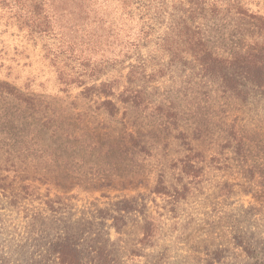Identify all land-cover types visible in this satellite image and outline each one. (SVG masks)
<instances>
[{
    "label": "rangeland",
    "instance_id": "obj_1",
    "mask_svg": "<svg viewBox=\"0 0 264 264\" xmlns=\"http://www.w3.org/2000/svg\"><path fill=\"white\" fill-rule=\"evenodd\" d=\"M159 1L125 19L141 46L65 87L77 2L0 0V264H264V93L191 49L264 57V0Z\"/></svg>",
    "mask_w": 264,
    "mask_h": 264
},
{
    "label": "trees",
    "instance_id": "obj_2",
    "mask_svg": "<svg viewBox=\"0 0 264 264\" xmlns=\"http://www.w3.org/2000/svg\"><path fill=\"white\" fill-rule=\"evenodd\" d=\"M45 0H34L38 2V5H42ZM76 1V40L73 42V51L69 52L67 58L73 60H81L79 66L83 67V73L75 74L76 76L68 75V79H64L63 83L65 87L72 84L78 86H84V80L81 77L87 76L89 79H95L97 75L101 74L102 67L104 64L113 66L115 63H120L121 57H127L129 50L128 47H134L135 49L141 46V42L145 41L148 37L149 31H143L140 29L138 35H143V38H129L125 32V19L132 17V11L139 12L145 10L146 14L150 12V9L154 7L153 4H160L159 0H73ZM198 4V0H195ZM192 5V2H190ZM194 6V4H193ZM39 8V7H38ZM52 16L49 15V19ZM48 18H39L37 27L48 29L50 22ZM147 29L152 30L153 18L147 17ZM257 19V18H256ZM262 28H264V21L257 19ZM35 24V22H34ZM36 26V25H34ZM193 35L190 34L188 41L194 39ZM264 37V36H263ZM127 39V43L124 41ZM77 41V43H76ZM129 43V45H127ZM145 43V42H143ZM76 46H75V45ZM143 45V44H142ZM191 47L194 56L193 59L200 65L203 72L220 73L225 69L228 71L234 70L239 75H244V79L248 78L257 89L262 90L264 93V57L261 54L249 53L246 55L234 54L230 58H224L215 55L206 45L202 43V39L198 38L195 44ZM257 50L264 51L263 46H255ZM77 48L85 51H92L97 54L101 52L99 64L96 66L90 65L89 55L85 54L84 51H79ZM123 53V54H122ZM86 69L88 71L86 72ZM224 75V74H223ZM225 77V76H224ZM71 79V80H70ZM247 80V79H245ZM231 87H235L236 83L231 82ZM83 94L87 97H111L113 94L108 84H101L98 87H85L83 88ZM101 106L109 113L112 114L111 108L113 107L111 101L101 102ZM237 147L244 150L243 138L237 133L235 135ZM183 173L187 174V170L183 167ZM67 248L64 245L63 250L59 251L57 258L63 264H74L73 258L66 256ZM71 252V251H67Z\"/></svg>",
    "mask_w": 264,
    "mask_h": 264
}]
</instances>
